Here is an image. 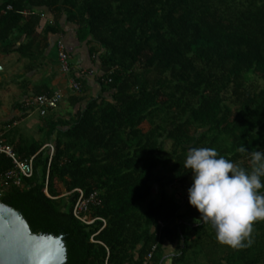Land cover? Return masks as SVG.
Returning <instances> with one entry per match:
<instances>
[{
  "label": "trees",
  "instance_id": "16d2710c",
  "mask_svg": "<svg viewBox=\"0 0 264 264\" xmlns=\"http://www.w3.org/2000/svg\"><path fill=\"white\" fill-rule=\"evenodd\" d=\"M62 16L108 70L93 96L72 71L81 88L67 86L66 106L42 116L43 138L8 142L20 159L34 156L33 174L0 201L32 233L62 234L65 264H163L169 246L170 264H264V220L253 222L250 245L221 244L188 203L184 169L190 147L215 148L249 170L241 147L264 150V0H0V52L44 71ZM48 75L30 95L56 91ZM12 165L0 154V173ZM76 188L98 192L89 214L103 228L73 216Z\"/></svg>",
  "mask_w": 264,
  "mask_h": 264
},
{
  "label": "clouds",
  "instance_id": "9594fccd",
  "mask_svg": "<svg viewBox=\"0 0 264 264\" xmlns=\"http://www.w3.org/2000/svg\"><path fill=\"white\" fill-rule=\"evenodd\" d=\"M240 150L249 154L250 170L212 147H190L184 159L192 181L188 203L211 224L217 241L232 248L250 245L253 222L264 220V150Z\"/></svg>",
  "mask_w": 264,
  "mask_h": 264
},
{
  "label": "crops",
  "instance_id": "0c3cea01",
  "mask_svg": "<svg viewBox=\"0 0 264 264\" xmlns=\"http://www.w3.org/2000/svg\"><path fill=\"white\" fill-rule=\"evenodd\" d=\"M44 21L50 22L51 19L48 16L43 18ZM61 22V30L58 34L52 36L50 41V48H48L46 54L52 49H56L55 41L59 34L62 35L63 41L65 43L66 49L70 55V62L73 68V72L76 74L78 70H93L95 75L92 77L86 78L90 85L89 96L96 95L99 90V86L97 84V77L101 75V73L106 72L108 69L102 66L100 60L95 54H91L89 50V46L87 45L86 40L79 39L76 28L74 24L66 21V17L62 16L60 19ZM52 47V48H51ZM50 51V53H51ZM57 53V52H56ZM57 58V56H56ZM54 62L46 63L44 71H31L26 72L25 66L28 62V59L21 57L17 52L5 55L0 52V92L5 95V98H1L0 96V139L4 140L6 143L11 142H24L30 144L33 142L32 139H28L22 130H20L19 125L22 122L29 123V116L31 115V111L37 110L31 106H26V101L29 100L33 95H30L32 92V88L34 84L40 82V80L45 78V74H50L48 76L53 77V72L58 71V61L57 59H53ZM53 63V64H52ZM37 73H41V75L35 78ZM29 78V83L27 91L25 92L24 87V78ZM53 90H62L65 95L67 87L66 77L63 75H58L52 78L50 83ZM65 97V96H64ZM63 97L62 106L65 107L66 101ZM56 110H50L47 114H52ZM43 121L41 123V127H43ZM40 127V128H41ZM19 128V129H18ZM40 132V131H39ZM39 133L35 132L36 139H39ZM48 144V143H46ZM45 144V145H46ZM54 188L59 196L66 195V190L61 183H55ZM175 246H169L165 250V254L163 257V264H170L169 255L173 252Z\"/></svg>",
  "mask_w": 264,
  "mask_h": 264
},
{
  "label": "built area",
  "instance_id": "2783aa9c",
  "mask_svg": "<svg viewBox=\"0 0 264 264\" xmlns=\"http://www.w3.org/2000/svg\"><path fill=\"white\" fill-rule=\"evenodd\" d=\"M8 9H11V6H8ZM51 22V21H50ZM56 52H57V61H58V70L63 76L67 77V86L77 92L80 90V82L76 77L88 78L95 75L93 70H78L76 77L71 76L73 71L70 55L66 49L65 43L63 41L62 35L59 34L55 41ZM64 92L62 90H56L52 94H41L38 96L31 97L26 101V106H33L41 116H44L48 110L55 109L58 107L59 103L63 100ZM50 150V155L53 154L54 146L51 143L45 145ZM0 154H5L12 160V167L8 170H5L0 173V198L3 196L4 192L12 187H20L22 185L23 179L29 178L33 174V159L34 156L20 159L13 147L6 143L4 140L0 139ZM46 194L49 196L47 188H45ZM74 192L77 193L76 200L74 202L72 213L73 216L80 222L90 225L95 220L102 221L103 228L106 225V220L100 217H91L89 214L90 208L94 204L99 203L98 192L93 191L86 193L81 188L74 189ZM94 235L91 236L93 240ZM156 245L151 247V250L147 253L146 259H150ZM104 264H108L107 259Z\"/></svg>",
  "mask_w": 264,
  "mask_h": 264
},
{
  "label": "water",
  "instance_id": "95a60500",
  "mask_svg": "<svg viewBox=\"0 0 264 264\" xmlns=\"http://www.w3.org/2000/svg\"><path fill=\"white\" fill-rule=\"evenodd\" d=\"M63 237L32 233L20 212L0 201V264H65Z\"/></svg>",
  "mask_w": 264,
  "mask_h": 264
},
{
  "label": "rangeland",
  "instance_id": "374dc122",
  "mask_svg": "<svg viewBox=\"0 0 264 264\" xmlns=\"http://www.w3.org/2000/svg\"><path fill=\"white\" fill-rule=\"evenodd\" d=\"M56 56H57V53H56V49L54 48V49H52V51L50 53V57H54L55 59H57ZM40 75H41V73H37L35 75V78L39 77ZM71 93H72V91L69 88L66 89L65 95H64L65 97L64 98L65 99H68ZM88 93H89V91H88ZM0 96L3 99L5 98V95L2 92H0ZM61 107H63V106H61ZM30 113H31V115L29 116L28 121H31V122L29 123V125L26 122H22L19 125V128H20V130H22L25 133L24 135L28 139H32L33 138L32 141H38L40 138H43V136H44V132L40 128L41 127V123L43 122L44 117H42L38 111L37 112L36 111H31ZM35 132H38L39 133L38 134L39 135L38 136L39 137L38 140L36 139ZM169 191H171V192L174 191V193L176 194L177 198L180 201L182 200V198L184 197V194H185L184 193L185 192V189L179 187L178 185L171 186L169 188Z\"/></svg>",
  "mask_w": 264,
  "mask_h": 264
}]
</instances>
